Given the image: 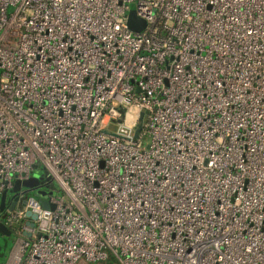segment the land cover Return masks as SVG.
Listing matches in <instances>:
<instances>
[{"label":"built area","instance_id":"1","mask_svg":"<svg viewBox=\"0 0 264 264\" xmlns=\"http://www.w3.org/2000/svg\"><path fill=\"white\" fill-rule=\"evenodd\" d=\"M0 70L13 264H264V0H0Z\"/></svg>","mask_w":264,"mask_h":264},{"label":"rangeland","instance_id":"2","mask_svg":"<svg viewBox=\"0 0 264 264\" xmlns=\"http://www.w3.org/2000/svg\"><path fill=\"white\" fill-rule=\"evenodd\" d=\"M134 6H135L134 2H131L129 4V10L133 9ZM130 115H132L133 117H130ZM130 115L128 116L129 119H135L138 117L134 112H131ZM114 123H115L114 121L109 123L107 126V129H110V130L115 129ZM42 171L43 169L42 167H40V169L34 170L32 174L40 175ZM58 194H64L63 190L59 186V184L55 180L52 179L50 184H46V182H43L39 184L38 186H36L34 189L29 190L26 193V198L33 196L36 199H38L40 202L41 200L47 201L50 195H58ZM21 226H22V223H15L13 224V228H10L11 233L9 235L0 234V264H5L7 262L14 246L20 239L25 240V238H27L26 235L20 232ZM87 264H118V263L113 257L109 256V258L106 260L98 261V262H90Z\"/></svg>","mask_w":264,"mask_h":264},{"label":"water","instance_id":"3","mask_svg":"<svg viewBox=\"0 0 264 264\" xmlns=\"http://www.w3.org/2000/svg\"><path fill=\"white\" fill-rule=\"evenodd\" d=\"M145 25H146L145 20L138 17L136 15L134 9L129 10V12L127 13V26L131 31L136 32V33L140 32L145 27ZM121 111H124V109H122ZM144 113H145L144 111H141L139 113L138 123H137L136 129L134 131V137H138L139 133L141 132L142 119H143ZM105 132H107V131H105ZM109 134L116 135V133H114V132H110ZM34 168L37 169V165H34ZM49 179H51V176L44 169L40 175L32 174L29 178L24 179V180H19L17 178L14 179L13 187L10 189H6L2 192V194L0 196V207H2L6 201V193L7 192H16V191H19L22 187L26 188L27 190H32L36 186L41 184L42 180H49ZM40 203L44 208L49 207L48 202L45 200H41ZM12 205H14V203ZM50 207L53 208V206H50ZM25 215L28 216L31 220V221L30 220L27 221V223L30 226H33L34 225L33 220L35 219L36 216L33 213H31V211L29 209H26ZM0 233L4 234V235H9L11 233V231L7 228V226L4 223L0 222Z\"/></svg>","mask_w":264,"mask_h":264},{"label":"flooded vegetation","instance_id":"4","mask_svg":"<svg viewBox=\"0 0 264 264\" xmlns=\"http://www.w3.org/2000/svg\"><path fill=\"white\" fill-rule=\"evenodd\" d=\"M52 179L49 180H42L41 183L46 182V184H50ZM29 190L22 187L19 191L16 192H7L6 193V201L2 207H0V222L5 224V221L8 216L15 214V212L20 209L21 207L26 206V193ZM3 192V191H2ZM0 193V196L2 194ZM14 203V205H12ZM31 221V220H30ZM15 223H22L20 219H14L11 226H7V228L11 231L10 228H13V224ZM1 234V233H0ZM4 235V234H1Z\"/></svg>","mask_w":264,"mask_h":264},{"label":"bare ground","instance_id":"5","mask_svg":"<svg viewBox=\"0 0 264 264\" xmlns=\"http://www.w3.org/2000/svg\"><path fill=\"white\" fill-rule=\"evenodd\" d=\"M131 112H134V111L129 110V111L127 112V119H128V120H132V119H129V117H128V116L130 115ZM130 117H133V116L130 115ZM16 257H17V248L15 249V251H14V253H13V255H12L11 264H13V263L15 262Z\"/></svg>","mask_w":264,"mask_h":264},{"label":"crops","instance_id":"6","mask_svg":"<svg viewBox=\"0 0 264 264\" xmlns=\"http://www.w3.org/2000/svg\"><path fill=\"white\" fill-rule=\"evenodd\" d=\"M24 235H26V234H24ZM26 236H27V235H26ZM19 241H20V240H19ZM19 241L16 243V245L19 243ZM16 245L14 246L13 250L15 249ZM13 250H12V252H13ZM12 252H11V254H12ZM11 254H10V256H11ZM10 256H9V258H10ZM9 258H8V259H9ZM7 261H8V260H7ZM6 263H7V262H6ZM6 263H5V264H6Z\"/></svg>","mask_w":264,"mask_h":264}]
</instances>
